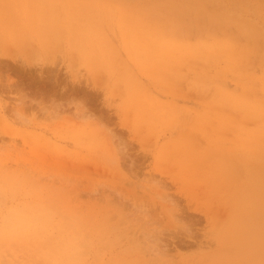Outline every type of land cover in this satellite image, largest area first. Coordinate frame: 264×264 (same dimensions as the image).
I'll return each mask as SVG.
<instances>
[{"label": "rangeland", "instance_id": "374dc122", "mask_svg": "<svg viewBox=\"0 0 264 264\" xmlns=\"http://www.w3.org/2000/svg\"><path fill=\"white\" fill-rule=\"evenodd\" d=\"M113 1L0 0V228L11 211L54 204L115 228L114 246L81 264H199L218 248L244 158L264 171V3L238 16L222 0L169 9L175 35L203 46L182 56L169 41L162 58L148 51L157 30H132L164 21L153 0ZM70 93L80 105L52 114L51 99ZM66 221L46 224L47 237ZM29 233L0 239V264H61L36 258L45 238Z\"/></svg>", "mask_w": 264, "mask_h": 264}, {"label": "bare ground", "instance_id": "6f19581e", "mask_svg": "<svg viewBox=\"0 0 264 264\" xmlns=\"http://www.w3.org/2000/svg\"><path fill=\"white\" fill-rule=\"evenodd\" d=\"M145 1L147 2L148 0H145ZM153 1H155V2H153ZM153 1H150L151 2L150 4L155 3V4H153L154 10L152 11V13H154V17L158 19V22L162 18L163 19L165 18L164 21L159 22V23H139V24L136 23L138 25L132 29L133 33H137L139 35H143V34H147V33L152 34L154 32V30H157L156 33L158 35H160V38H158V40H160V44L159 45L154 44V46H149L148 51L151 53H154V50H155L161 54L160 57H162V58L169 56V41H171V43L173 45L174 44L180 45L179 47L182 50V56L186 55L188 50L196 55L198 53V51L200 50V48L203 46V41H198V42H196L197 44L196 43L191 44V43H185V41L179 39L175 35V32H174L177 23H176L175 27H171L169 25V18H167L165 14L166 13L169 14V11H170L169 9L173 10L175 8L181 9L185 12H187L186 10H189L190 8H192L194 13H196L199 10H202L203 12H205L204 9H205L206 5H208L209 3L211 5H213V3L218 2V0H153ZM163 1H164V4H163ZM222 1H228V3H230L229 7L232 8V12L236 13L237 16L239 15V13H241L243 11H249V10L252 11L253 9H252L251 5H253L254 2L257 3L258 1H262L261 3H264V0H222ZM241 1H247L248 3H247V5L245 3V5L243 6ZM156 12L158 14L163 13L164 14V15H162L163 17L162 16L160 17L159 16L160 14L157 15ZM188 12H190V10ZM182 14H183V12H182ZM197 14H198L197 15V17H198L199 13H197ZM214 14H216V13L214 12ZM188 15L190 16V14H188ZM209 15L212 16L211 14H209ZM185 16H187V15H185ZM150 18H152V17H150ZM213 18H214V16H213ZM189 19H191V18H189ZM122 20H123V18H122ZM209 20H211V19H209ZM172 21H173V19H172ZM201 21H203V20L201 19ZM189 25H191V24H189ZM212 25L214 26V24H212ZM236 25H238V24H236ZM246 25L247 24L245 22H240V24H239V26L242 29H247L248 26H246ZM263 26H264V23H263ZM129 27L130 26L126 25V27L124 29L125 35L127 33H130V31H132V30L128 31ZM194 27L196 28V26H194ZM250 27H252V25H250ZM215 29H216V26H215ZM235 29H236V26H235ZM251 29L255 30V26H253V28H251ZM169 30H171V31H169ZM183 30L185 31V29H183ZM205 33H207V32H205ZM243 33H245V32H243ZM43 35L44 34H42V36ZM182 35H184V37H186L185 34H182ZM204 37H205V34H204ZM46 38H47V36H46ZM181 38H182V36H181ZM202 38H203V36H202ZM41 39H42V37H41ZM238 39H239V35H238ZM85 40H87V39H85ZM128 40H130V38H128ZM241 40H243L242 37H241L240 41ZM251 42H252V40H251ZM251 42H249V43H251ZM213 44L216 45V43H213ZM83 46H85V45H83ZM149 52H148V54H149ZM216 52H217V50H216ZM225 54H227V53H225ZM225 54L223 53V55H225ZM219 57H221V56H219ZM212 58H214V57H212ZM215 58L218 59V57H215ZM201 60H203V59H201ZM166 61L167 60L163 59V60H160V62H159V65H162L159 67H161V69H163V70H165V67L168 66L166 64ZM195 63H196V61H195ZM197 63H198V60H197ZM75 95H74V93H73V95L70 93L68 96H65V97L61 96V97H57V98H52L51 103H50L51 108L49 107L50 109H52V110L49 109L50 112H52V114H54V115L57 114L58 112L60 113L64 104L67 105V104L76 103L77 105L78 104L80 105L81 100L78 97H75ZM131 100L133 101L134 99H131ZM76 104L74 107L77 106ZM88 113L85 114V115H88L87 118H89V115L92 114V113H90V114H88ZM82 115H84V113ZM258 136L264 138V131L261 134H259ZM120 143L124 147L127 146V145L125 146L124 142L120 141ZM262 151L264 152V145L263 144H262ZM247 158L250 159L248 155H247ZM247 158L246 159L244 158L245 167H243L244 170H243L242 174L233 173V175L235 174L234 178H233V189H234V191H233V210L231 212L229 221L223 227L217 229V231L215 232L214 237H215L216 243L218 244V248L216 247L217 249H215L214 252L209 253L208 255L204 256V258L202 260L197 262L199 264H201V262H203L202 264H264V171H262V167L258 168L257 166H250V164H249L250 162L248 161ZM229 176H232V174ZM50 205L51 206L46 205V206H40V207H33V209H31V210L29 209V212H26L27 210L24 211V210H19V209L11 211V213H9V216L5 219L3 226L0 228V239L3 237H9L10 239L15 238L17 240H22L23 238L26 237L25 239L28 242L29 236H31L30 233L28 234V231H31L33 237L34 236H41L40 239L45 238V242L41 243L39 245V248L44 249L48 252V255L45 256V255H41L42 252H40V251H34V256L36 258L37 257L41 258L42 256H44L46 261H49V258L51 259L50 256H53V257L59 256L60 258L58 259V261H60L61 264H81V261H82L81 259H82L83 255H85V253H88L89 251H91L94 246H98L96 253L103 250L105 246H107L106 248H110V247L112 248L114 246V244L116 242L115 241L116 237L113 238V240L109 244V246L105 245V243L108 241L109 234L111 233V231L113 232L115 230V228L113 226L112 227L110 226V228H106V227H104V225H106L104 223L102 225H99V224L92 225V222H89V221H85V223H84L83 220H79L77 218L75 219V217L71 214H67L66 215L67 217L64 216L62 214V212H58V209L54 207L56 205H54V204H50ZM57 216H58V219H56ZM60 218L61 219H67V220H73V221L78 220V221L59 222L57 227H55L58 230V237L56 236L57 239L48 238L46 230H45L46 224H49V222H53L55 220H57V222H58L61 220ZM54 232H56V231H54ZM213 234L214 233H212V235ZM125 235H126V233H125ZM89 237L90 238L93 237V238L90 239ZM110 238L112 239V237H110ZM90 240H92V242ZM146 240H148V239H146ZM128 242H129V240H128ZM151 242H152V240H151ZM1 243L2 242H0V244ZM132 244H131V246H132ZM146 245H148V244H146ZM3 247L0 246V252H2ZM110 252L112 254H114L113 253L114 251H110ZM120 254H122V252ZM99 255H100V253H99ZM100 257H101V255H100ZM0 258H1V254H0ZM165 258H164V260H165ZM116 259H118V258H116ZM98 260H96V261H98ZM111 260H113V259H111ZM121 260H120V262H121ZM154 260L156 262L155 256H154ZM112 263H114V261H112ZM3 264H8V263H5L3 261ZM153 264H154V261H153Z\"/></svg>", "mask_w": 264, "mask_h": 264}]
</instances>
